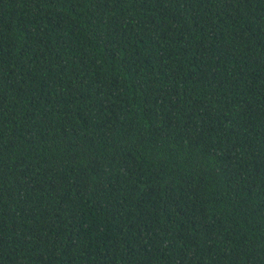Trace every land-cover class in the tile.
Here are the masks:
<instances>
[{
	"label": "trees",
	"instance_id": "obj_1",
	"mask_svg": "<svg viewBox=\"0 0 264 264\" xmlns=\"http://www.w3.org/2000/svg\"><path fill=\"white\" fill-rule=\"evenodd\" d=\"M0 264H264V0H0Z\"/></svg>",
	"mask_w": 264,
	"mask_h": 264
}]
</instances>
